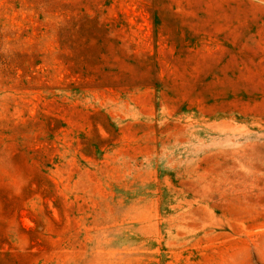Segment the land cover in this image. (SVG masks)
I'll list each match as a JSON object with an SVG mask.
<instances>
[{
	"label": "rangeland",
	"instance_id": "374dc122",
	"mask_svg": "<svg viewBox=\"0 0 264 264\" xmlns=\"http://www.w3.org/2000/svg\"><path fill=\"white\" fill-rule=\"evenodd\" d=\"M0 264H264V0H0Z\"/></svg>",
	"mask_w": 264,
	"mask_h": 264
}]
</instances>
